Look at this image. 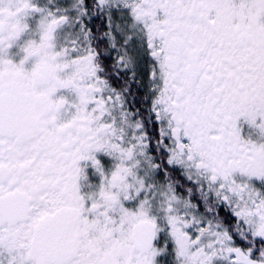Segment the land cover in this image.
<instances>
[{"label":"snow or ice","instance_id":"obj_1","mask_svg":"<svg viewBox=\"0 0 264 264\" xmlns=\"http://www.w3.org/2000/svg\"><path fill=\"white\" fill-rule=\"evenodd\" d=\"M0 264H264V0H0Z\"/></svg>","mask_w":264,"mask_h":264},{"label":"flooded vegetation","instance_id":"obj_2","mask_svg":"<svg viewBox=\"0 0 264 264\" xmlns=\"http://www.w3.org/2000/svg\"><path fill=\"white\" fill-rule=\"evenodd\" d=\"M135 91V86H133ZM143 93L136 94V100L139 101V99L142 97ZM130 102L132 101V97H129ZM137 106H139L137 104ZM149 134L152 136H155V127L152 125H149L148 127ZM154 143V141H153ZM163 159H158L157 162L161 163ZM172 181L176 184L177 192L178 194H181L185 196L186 198H189L192 200V203L194 205L198 206L197 215L205 214L206 215V221L208 219L213 220V223H216L218 221H224L225 223H231L233 222L231 220V210L227 207L226 204H220L214 207L213 212L206 213V207L203 198L200 195V192L198 191V185H194L192 182H189L184 174L177 171L172 173L171 176ZM188 189H192V192L189 194Z\"/></svg>","mask_w":264,"mask_h":264}]
</instances>
